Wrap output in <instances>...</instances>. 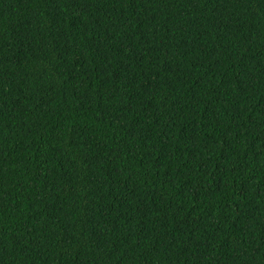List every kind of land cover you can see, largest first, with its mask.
<instances>
[{
  "label": "trees",
  "instance_id": "1",
  "mask_svg": "<svg viewBox=\"0 0 264 264\" xmlns=\"http://www.w3.org/2000/svg\"><path fill=\"white\" fill-rule=\"evenodd\" d=\"M0 264H264V0H0Z\"/></svg>",
  "mask_w": 264,
  "mask_h": 264
}]
</instances>
